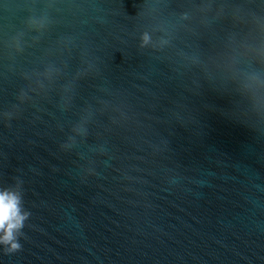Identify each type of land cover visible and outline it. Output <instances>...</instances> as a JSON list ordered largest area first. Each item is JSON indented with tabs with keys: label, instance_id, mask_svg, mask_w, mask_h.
I'll return each instance as SVG.
<instances>
[{
	"label": "water",
	"instance_id": "95a60500",
	"mask_svg": "<svg viewBox=\"0 0 264 264\" xmlns=\"http://www.w3.org/2000/svg\"><path fill=\"white\" fill-rule=\"evenodd\" d=\"M0 264H264V0H0Z\"/></svg>",
	"mask_w": 264,
	"mask_h": 264
},
{
	"label": "clouds",
	"instance_id": "9594fccd",
	"mask_svg": "<svg viewBox=\"0 0 264 264\" xmlns=\"http://www.w3.org/2000/svg\"><path fill=\"white\" fill-rule=\"evenodd\" d=\"M27 217V211L22 209L21 192L15 187L0 189V245H7V250L20 247L16 236Z\"/></svg>",
	"mask_w": 264,
	"mask_h": 264
}]
</instances>
